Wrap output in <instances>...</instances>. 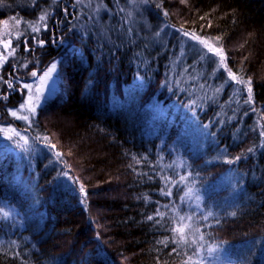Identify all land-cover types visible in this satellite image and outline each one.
Returning a JSON list of instances; mask_svg holds the SVG:
<instances>
[{"label": "trees", "instance_id": "1", "mask_svg": "<svg viewBox=\"0 0 264 264\" xmlns=\"http://www.w3.org/2000/svg\"><path fill=\"white\" fill-rule=\"evenodd\" d=\"M33 3L0 0V41H11L0 54L16 48L0 68V122L28 137L8 148L0 140V208L17 211L0 213V264H183L190 250L170 255L175 244L158 243L173 238V208L211 211L220 221L192 224L206 234L203 264L215 246L230 264H264V0H149L139 25L124 23V0H103L99 14L101 0ZM44 10L49 17L35 24ZM45 23L38 35L48 43L33 47L32 26ZM155 25L166 29L159 41L142 30ZM183 31L223 48L227 67L251 84L249 103L247 83L228 80L219 57ZM61 57L64 84L32 126L10 117L23 99L17 81ZM188 172L194 184L161 179ZM192 187L200 209L181 204ZM161 188L173 195L161 196ZM157 209L166 214L160 225L146 219Z\"/></svg>", "mask_w": 264, "mask_h": 264}, {"label": "snow or ice", "instance_id": "2", "mask_svg": "<svg viewBox=\"0 0 264 264\" xmlns=\"http://www.w3.org/2000/svg\"><path fill=\"white\" fill-rule=\"evenodd\" d=\"M53 3H55V0H53ZM133 3L148 4L149 0H133ZM181 3H187V0H181ZM33 6H36V0H34ZM157 7H159V5H157ZM102 9L107 11V6L103 3V0H101V3L97 6L96 9H93V12L99 14V12ZM65 11L67 10L65 9ZM120 11L125 12L126 10L124 8H121ZM49 15L50 13L47 10H44L43 14L40 15L38 20L35 21V24H41L42 22L46 21ZM165 15H167V13H165ZM132 17H133V13L131 11H127L124 23L125 24L134 23L135 21L134 19H132ZM19 23L20 21H17V24ZM209 27H211V24H209ZM31 30L33 33L37 34V35H32L30 38L33 42V47L38 46L40 48H44L46 43L48 42L45 41L43 38H40L38 34L41 31H44V32L48 31L47 24L45 23L43 28L32 26ZM73 30L74 29H70V31H73ZM128 33L134 34V29L129 27ZM155 34L158 36L159 32ZM182 36L184 38L189 39L190 41L198 42L200 45H203L208 50L209 53L213 54L214 56H218L219 64L221 68L227 71L228 80L233 81L238 85H244L245 83H247L248 85L247 92L249 93V96L247 100H245V103H249L251 101L252 88H251L250 82L244 81L243 78H238V76L230 68L227 67L226 57H225V53L222 47L212 46L206 39L202 38L201 36L195 33H189L187 31H183ZM28 39L29 38L27 36L24 37V40H23L24 48H25V51L32 52L33 49L28 47ZM217 39H219V37H217ZM51 42L56 43L57 41L53 40ZM10 43L11 41H9L8 43L4 45L5 50L8 49ZM17 46H19V36L17 39ZM15 52H16V48H12L11 51L7 52V55L0 54V68H2L5 62L9 60V57L14 56ZM27 66H28L27 64L23 65V67H27ZM13 71H16L15 67L13 68ZM29 75L33 78V82L23 83L21 85L22 89L28 90L29 95L27 99L19 105V109L26 111L28 114L18 115V112L16 110L9 109V115L12 116L13 118L25 121L28 128L32 126L33 118L38 114V106H41L42 101L47 99L48 94L46 93V90H45L46 86L51 87L52 91H55L54 85L56 81L60 78V70L58 67V63L54 59L45 68H34L29 73ZM17 79H19V77H17ZM137 79H139V77H137ZM4 83L7 84L9 89H14V83L11 80L4 81ZM200 87H204V85H200ZM217 91H219V89H217ZM229 119H231V117ZM221 123H223V121H221ZM197 126L199 127V125ZM203 128L207 129L208 125L205 124ZM0 133H3V135L5 136L7 140H11L17 143L19 142V140H23L25 144L28 143V137L26 135H22L19 130L12 128L11 125H9L8 127L0 126ZM205 135L214 136L213 133H208V132H206ZM17 137L19 138V140L16 139ZM260 137L264 138V131L260 132ZM36 139H40V138L37 137ZM46 140L47 138L45 137L44 141ZM51 147L54 148L55 145H52ZM252 151H253V148L247 149V152L249 153H251ZM56 155L59 157L61 154L57 152ZM240 158H241L240 156H237L233 160H227L225 162L232 164L234 163L235 160H239ZM133 159H136V158L133 157ZM136 163L139 164L140 160H136ZM169 167H171V165H169ZM63 175L67 176V173H63ZM148 179H152V176H148ZM161 179L164 180L165 184L170 183L171 185L177 188L182 184L186 185V182L191 183V184L195 183V181L192 179L191 172H188L184 175H179L178 179H171L170 177L168 178L161 177ZM79 191L81 193H84L85 189L81 187ZM160 195L164 197H171L173 195V188H169L168 191H164V189L161 188ZM180 199H181L182 205H195L196 209L201 208V197L199 194L196 193V190L194 187L187 188V190L184 192V195L181 196ZM164 207H167V205H165ZM181 210L182 209H178V208L172 209V211L176 214V218L178 221L177 226L170 229L171 232L173 233L172 240L168 241L166 238L165 241H158V243H165L166 246L169 243L175 244V247L172 248L170 255L171 254L179 255L180 253L178 252V249H180L181 247H184L190 250L192 255H188V253L185 252L184 255L187 256V260L183 261V264H203V260L200 258L199 254L201 251L204 250V247H205L204 238L206 234L201 232L199 227L193 230L192 224L199 220V221L205 222V226L211 227L212 226L211 223H206L210 219L216 225H219L220 221L215 218L214 213L211 211H208L206 213L203 211H200L199 213H197L196 211H193L190 215L188 214L180 215L179 213ZM12 211H15V209L13 208ZM0 213H3L5 217H8L9 215H11V211L6 212L4 208H0ZM165 215H166L165 213L160 212L159 209H157L154 215H148L146 219L149 222L155 221L157 225H160L161 221L157 219V217L164 218ZM231 215H235V212L231 213ZM185 220L189 221L190 223L185 224L184 223ZM11 244H15V241H12ZM207 251L209 254H212L218 251V246L208 247ZM16 256L19 257V253H17ZM194 257H196L195 260L193 259Z\"/></svg>", "mask_w": 264, "mask_h": 264}, {"label": "rangeland", "instance_id": "3", "mask_svg": "<svg viewBox=\"0 0 264 264\" xmlns=\"http://www.w3.org/2000/svg\"><path fill=\"white\" fill-rule=\"evenodd\" d=\"M124 3H125V7H126V11H131L133 13V19L134 21L139 25L141 22H142V18H141V11L145 8V4H138V3H133V0H124ZM142 25V24H141ZM9 27V25H8ZM144 29H142L144 31V33H146L151 39L155 40V41H159L161 37L165 36L166 34V29L163 27V25H155V27H151L149 26L148 29H146L145 26H143ZM159 32V35L157 36L155 33ZM168 34V32H167ZM170 35H173V33H171ZM176 34L173 36L175 37ZM8 41H0V46H3L7 43ZM193 43V42H192ZM182 45V49L184 48L185 49V46L187 48V50H190L189 53H193V54H197L195 52H197V47H196V44H191L189 41H183L182 44H180V46ZM195 45V46H194ZM10 48V46L8 47V49ZM5 49V47H4ZM7 49V50H8ZM6 50V51H7ZM184 51V50H183ZM57 63H58V67H59V70H60V78L56 81L54 87H55V91H52V88L49 87V86H46L45 90H46V93L48 94L47 96V99H50L52 98L55 93L63 86L64 84V77H65V67H66V63L68 61V59L66 57H61L59 59H56L55 60ZM215 61V60H214ZM216 62V61H215ZM50 64V63H49ZM48 64V65H49ZM203 73V72H201ZM172 80V79H171ZM169 80V81H171ZM18 84H19V92L20 94H22V102L23 103L29 93H28V90L26 89H22L21 85L23 83H32L33 82V78L27 82H22V81H17ZM134 82V81H133ZM45 99V100H47ZM113 99V98H112ZM43 100L42 103L45 101ZM20 103V104H21ZM19 104V105H20ZM19 105L12 109V110H16L18 112V115H27L28 113L26 111H23V110H20L19 109ZM40 107V106H38ZM9 113V112H8ZM12 117V116H10ZM13 118V117H12ZM15 120H18L19 122H22L24 124H26L25 121L23 120H19V119H16L14 118ZM9 125H11L12 128H15L17 129L14 125L12 124H9V123H4V122H0V126H3V127H8ZM18 130V129H17ZM22 135H24V133L21 132ZM17 140H19V138L17 137L16 138ZM0 140L3 144H5V146L8 148V145L10 144H13V143H16L18 144V146H23L25 143L23 140H19V142H14V141H11V140H7L5 138V136L3 135V133H0ZM3 151L1 150L0 148V152ZM8 209L11 211V213L13 215H17V211H12V207L8 206ZM206 261L207 263L206 264H230L229 260L227 259V257L223 256V255H216L214 253L212 254H208L207 258H206Z\"/></svg>", "mask_w": 264, "mask_h": 264}]
</instances>
